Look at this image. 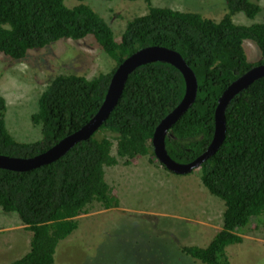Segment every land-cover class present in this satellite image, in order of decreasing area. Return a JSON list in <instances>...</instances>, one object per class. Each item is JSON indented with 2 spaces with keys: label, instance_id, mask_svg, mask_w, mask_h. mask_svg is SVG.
Here are the masks:
<instances>
[{
  "label": "trees",
  "instance_id": "16d2710c",
  "mask_svg": "<svg viewBox=\"0 0 264 264\" xmlns=\"http://www.w3.org/2000/svg\"><path fill=\"white\" fill-rule=\"evenodd\" d=\"M143 1L147 12L128 19L117 40L109 22L84 0L73 6L65 0H0V52L10 58L21 60L30 50L58 40L93 35L115 62L110 71L92 78L68 73L50 80L31 115L41 129L35 141H20L10 132L7 101L0 93V154L32 157L80 129L102 105L117 66L151 45L178 51L198 80L195 101L168 130V154L187 163L208 148L219 97L232 81L264 63V21H234L240 12L255 18L261 5L258 0H225V13L217 20ZM246 40L259 48V61L248 59ZM185 90L183 73L172 63H144L129 74L117 104L89 138L32 169L0 167V207L16 212L31 231L29 250L7 264H54L59 243L78 228L77 216L95 203L119 207L121 201L106 177V168L119 159L129 164L149 155L168 170L155 155L152 138ZM225 116L223 142L198 167L204 186L224 201L222 227L206 246L181 247L202 264H231L227 247L242 242L252 220L264 214V76L230 100Z\"/></svg>",
  "mask_w": 264,
  "mask_h": 264
},
{
  "label": "rangeland",
  "instance_id": "374dc122",
  "mask_svg": "<svg viewBox=\"0 0 264 264\" xmlns=\"http://www.w3.org/2000/svg\"><path fill=\"white\" fill-rule=\"evenodd\" d=\"M80 0H65L68 6ZM112 26L119 40L128 19L145 14L143 0H84ZM255 18L240 12L234 21L250 24L264 21V0ZM153 5L199 12L220 20L225 0H152ZM248 59L262 58L250 40L244 42ZM115 62L93 35L79 40L61 39L40 49L30 50L21 60L0 52V93L7 101L6 122L20 141L41 137L40 126L31 115L39 97L56 75L75 73L92 78L110 71ZM116 153V150L115 152ZM106 168V177L121 203L103 208L95 203L77 216L78 228L61 240L54 264H202L184 253V245L206 246L223 224L225 204L212 195L200 177V168L177 174L152 162L149 155L135 162ZM153 163V164H152ZM159 170L150 169L156 167ZM149 166V167H147ZM131 178V179H130ZM130 179V180H129ZM31 231L16 212L0 207V264H7L24 249ZM30 245V244H29ZM231 264H264V214L252 220L240 243L227 247Z\"/></svg>",
  "mask_w": 264,
  "mask_h": 264
},
{
  "label": "water",
  "instance_id": "95a60500",
  "mask_svg": "<svg viewBox=\"0 0 264 264\" xmlns=\"http://www.w3.org/2000/svg\"><path fill=\"white\" fill-rule=\"evenodd\" d=\"M158 60L172 63L183 73L186 90L181 102L160 121L154 131L152 143L155 155L158 160L173 173L187 174L192 172L195 168H198L202 162L217 151L225 138V111L228 103L237 93L248 87L256 79L264 76V63L255 65L247 70L232 81L223 91L218 99V105L215 111V132L213 139L208 148L190 162L182 163L174 160L166 150L165 139L170 127L195 101L198 90V80L193 69L178 51L161 45H151L137 50L117 66L112 74L102 105L85 125L67 135L46 151L35 156L15 157L0 154V167L20 171L32 169L52 162L66 153L77 142L89 138L103 124L117 104L129 74L144 63Z\"/></svg>",
  "mask_w": 264,
  "mask_h": 264
},
{
  "label": "crops",
  "instance_id": "0c3cea01",
  "mask_svg": "<svg viewBox=\"0 0 264 264\" xmlns=\"http://www.w3.org/2000/svg\"><path fill=\"white\" fill-rule=\"evenodd\" d=\"M152 164H153V163H152ZM155 166H156V167H149V166H147V167H149L150 169L153 168L154 170H157V169L159 170L158 165H155ZM130 179H131V178H130ZM130 179H129V180H130ZM25 226H26V225H25ZM29 244H30V243H29V240H26L25 243H24V245H23V246H24V249H23L22 251H21L19 248H18V249L16 248V249H15V252H17V253L19 252L20 255H19V256H16L15 258H13V260H14V259H17V258H19V257H21L25 252H27V251L29 250V246H30ZM56 252H57V251H56Z\"/></svg>",
  "mask_w": 264,
  "mask_h": 264
}]
</instances>
